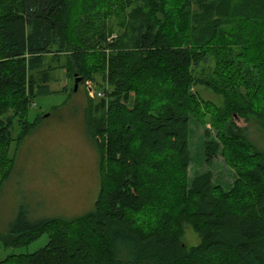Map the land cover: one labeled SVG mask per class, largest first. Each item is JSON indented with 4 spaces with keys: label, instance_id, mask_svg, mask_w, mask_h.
<instances>
[{
    "label": "trees",
    "instance_id": "16d2710c",
    "mask_svg": "<svg viewBox=\"0 0 264 264\" xmlns=\"http://www.w3.org/2000/svg\"><path fill=\"white\" fill-rule=\"evenodd\" d=\"M57 70L103 84L85 109L99 198L73 219L32 223L22 207L0 246L49 242L0 264H264V149L240 126L264 129V0H0V190L11 144L44 119L30 107L59 93ZM191 116L210 126L206 164L221 156L233 170L229 189L210 171L189 182ZM186 224L201 239L190 249Z\"/></svg>",
    "mask_w": 264,
    "mask_h": 264
},
{
    "label": "rangeland",
    "instance_id": "374dc122",
    "mask_svg": "<svg viewBox=\"0 0 264 264\" xmlns=\"http://www.w3.org/2000/svg\"><path fill=\"white\" fill-rule=\"evenodd\" d=\"M111 21V24H116L115 20ZM206 67L199 68L198 73L207 76L212 69ZM53 77L51 87L59 93L38 98L28 112L30 121L38 116L44 119L34 134L27 136L20 145L12 143L10 146V158L15 161L8 178L2 179L0 190V227L6 229L22 207L26 209L32 223L45 218L73 219L92 211L99 198L100 155L89 138L85 109L101 99L99 93H102L103 84L100 79L98 82H82L77 78L75 92L77 79L66 71L57 70ZM193 92L202 101L218 108L224 107L225 97L205 86L194 87ZM240 123L249 139L264 149L262 125L254 120H241ZM205 126L193 116L190 117L189 182L196 175L210 171L215 184L229 189L235 181V175L224 159L219 156L211 166L205 162L204 144L208 139L205 130L210 128L209 125ZM18 130V126L15 127V137ZM214 130L210 131V140H216L217 132ZM200 241L199 234L186 224L182 236L184 246L190 249ZM48 242L49 236L44 234L27 246L5 248L1 245L0 260L13 254L35 253Z\"/></svg>",
    "mask_w": 264,
    "mask_h": 264
},
{
    "label": "water",
    "instance_id": "95a60500",
    "mask_svg": "<svg viewBox=\"0 0 264 264\" xmlns=\"http://www.w3.org/2000/svg\"><path fill=\"white\" fill-rule=\"evenodd\" d=\"M78 80H79V79L76 80L75 91L77 90V83H78Z\"/></svg>",
    "mask_w": 264,
    "mask_h": 264
},
{
    "label": "built area",
    "instance_id": "2783aa9c",
    "mask_svg": "<svg viewBox=\"0 0 264 264\" xmlns=\"http://www.w3.org/2000/svg\"><path fill=\"white\" fill-rule=\"evenodd\" d=\"M99 96L102 97L103 96L102 93H99Z\"/></svg>",
    "mask_w": 264,
    "mask_h": 264
},
{
    "label": "crops",
    "instance_id": "0c3cea01",
    "mask_svg": "<svg viewBox=\"0 0 264 264\" xmlns=\"http://www.w3.org/2000/svg\"><path fill=\"white\" fill-rule=\"evenodd\" d=\"M52 84H53V83H51V86H52ZM51 89H52V87H51ZM52 90H53V89H52ZM53 91H54V90H53ZM35 103H36V102H35Z\"/></svg>",
    "mask_w": 264,
    "mask_h": 264
}]
</instances>
